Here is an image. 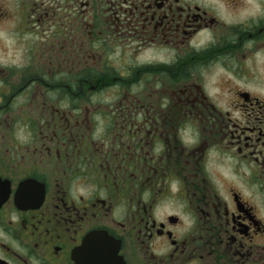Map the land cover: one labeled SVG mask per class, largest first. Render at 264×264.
<instances>
[{
    "label": "flooded vegetation",
    "instance_id": "1",
    "mask_svg": "<svg viewBox=\"0 0 264 264\" xmlns=\"http://www.w3.org/2000/svg\"><path fill=\"white\" fill-rule=\"evenodd\" d=\"M0 264H264V0H0Z\"/></svg>",
    "mask_w": 264,
    "mask_h": 264
}]
</instances>
